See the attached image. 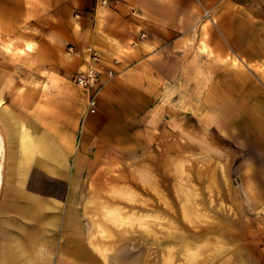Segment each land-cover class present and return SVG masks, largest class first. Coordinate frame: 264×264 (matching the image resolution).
<instances>
[{
    "label": "rangeland",
    "instance_id": "1",
    "mask_svg": "<svg viewBox=\"0 0 264 264\" xmlns=\"http://www.w3.org/2000/svg\"><path fill=\"white\" fill-rule=\"evenodd\" d=\"M19 2L0 0L1 106L22 119L29 116L35 131L58 133L72 145L67 151V168L55 177L42 173L36 192L43 202L57 190L65 194L60 197L62 205L53 211L59 218L56 230L48 229L39 220L27 223L33 239L53 237L51 249L40 247L41 264H57L58 253L69 233L63 227L65 208L71 206L81 213L83 189H88L86 210L91 199L96 202L99 195L112 191L111 185L123 184L119 175L134 183L129 168L147 159L168 193L170 206L178 213L170 185L173 174L167 161L177 170L186 160L205 162L210 158L202 155L220 161L230 157L228 176L238 206H232L234 212H226L224 217L229 223L215 217L223 224L199 223V219L191 224L182 216V222L176 217L177 227L182 226L183 232L198 240L196 243L205 241L213 249L216 247L212 238L222 239L223 247L230 250L220 257L228 259L230 264H264V180L260 179L262 175L250 172V154L259 146L262 123L257 112L248 108L251 98L264 95V0H194L192 7L182 11V39L173 54L182 57V67L172 68L170 76L163 74L165 71L155 75L153 81L161 91L156 94L154 108L135 119L137 123L130 126L131 140L124 141L123 147L117 149L90 147L86 138L87 118L97 111L87 113L85 93L72 82L75 72L85 66L84 55H76L70 47L53 54L40 50L34 38L36 31L24 14L14 10ZM26 43L31 45V50L25 51ZM202 45L204 49L200 50ZM98 54L103 69H113L116 75L120 72L121 68H116L120 58L106 59ZM153 55L155 60L163 58L161 52ZM168 154L174 158L165 159ZM1 185L0 209L4 203L22 202L23 198L12 189H23L25 185L12 179L6 169ZM67 192L73 193L70 201ZM226 192L223 187L220 195L224 205L229 202ZM148 198L152 206L164 207L155 195ZM239 200L247 201L243 212ZM223 208L215 206L214 210L221 214L219 209ZM0 213L4 214L3 209ZM5 215L16 217L11 209ZM88 224L91 234L92 223L88 221ZM86 227V221L80 219V228ZM43 230L50 231L46 234ZM120 247L124 251L120 259L133 263L132 259L146 252L148 246L129 239ZM93 250L90 246L91 256L98 264H119L109 256L105 263ZM217 250L224 252L221 247Z\"/></svg>",
    "mask_w": 264,
    "mask_h": 264
},
{
    "label": "crops",
    "instance_id": "2",
    "mask_svg": "<svg viewBox=\"0 0 264 264\" xmlns=\"http://www.w3.org/2000/svg\"><path fill=\"white\" fill-rule=\"evenodd\" d=\"M193 5L194 0H109L106 8H100L94 0H20L14 10L24 14L29 26L34 28L35 41L42 51L53 54L70 47L79 53L90 47L106 59L120 58L116 65L117 69L121 68L120 72L106 83L98 100L97 113L86 121L90 147L117 149L123 147L124 141L131 140L130 126L137 123L135 119L154 108L156 94L161 91L153 81L155 75L165 71L163 74L170 76L172 68L182 67V57L173 54L182 39V11ZM206 14L208 16L207 11ZM24 49L28 51L32 47L26 43ZM155 52L163 54L162 60L153 58ZM227 85L229 91V82ZM254 97L248 108L257 112L262 124L259 146L251 150L250 172L262 175L260 179L264 180V95ZM1 102L0 98L4 142L2 183L6 169L7 174L25 188L12 189L23 198L21 203H4L0 209L4 212L0 213V264H41L40 247L51 249L53 237L45 239L42 233V241L33 239L27 231V223L39 220L48 229L58 226L59 218L53 211L62 205L60 197L65 194L57 190L43 202L36 192L42 173L55 177L67 168V151L72 145L58 133L35 131L29 116L22 119L2 107ZM86 141L83 142L85 147ZM201 157L221 162L230 174L229 156L222 161L207 155ZM87 193L88 189L81 193V213L71 206L65 208L63 227L69 233L63 241L64 248L58 253L57 264H80L82 257L91 256L89 218L84 207ZM72 195L67 192V201ZM245 204V200L240 202L242 212ZM10 209L16 217L5 215ZM80 219L86 221V228H80ZM49 231L43 230L46 234Z\"/></svg>",
    "mask_w": 264,
    "mask_h": 264
},
{
    "label": "bare ground",
    "instance_id": "3",
    "mask_svg": "<svg viewBox=\"0 0 264 264\" xmlns=\"http://www.w3.org/2000/svg\"><path fill=\"white\" fill-rule=\"evenodd\" d=\"M84 58H87L86 54ZM79 70H84V67ZM2 127L0 118V188L4 164ZM168 158L172 160L174 156L168 154L165 159ZM220 163L186 160L175 170L172 162L167 161L173 174L170 185L173 197L178 203V213L170 206L168 193L162 181L154 174L149 160L135 163L134 167L129 168L134 183L128 181L129 179L125 181L119 175L123 179L122 185H111L112 191L103 196L99 195L96 202L91 199L90 205L86 207L85 214L92 223L90 245L93 251L105 263L109 256L110 260L115 259L119 264H230L228 259L220 257L222 253L230 250L229 247H223L225 244L222 239L211 237L216 249L208 247L205 241L196 243L198 240L183 232L182 226L177 227L176 221L177 217L181 222L184 219L191 224H196L193 220L198 219L199 223L218 224L221 223L215 219L218 217L222 222L229 223L224 216L226 212L235 211L231 208L233 205L234 208L238 206V200H235L233 190L231 191L227 166ZM223 187L227 190L224 195L229 200L225 205L220 195ZM151 194L164 207L152 206L148 198ZM215 206L224 207L219 209L221 214H216ZM227 227L229 228L228 224ZM129 239L142 241L148 246L146 252L139 253L132 259L133 263L120 259L124 255L120 245ZM218 247L224 249V252L217 250ZM80 264L98 263L92 256L85 255Z\"/></svg>",
    "mask_w": 264,
    "mask_h": 264
},
{
    "label": "built area",
    "instance_id": "4",
    "mask_svg": "<svg viewBox=\"0 0 264 264\" xmlns=\"http://www.w3.org/2000/svg\"><path fill=\"white\" fill-rule=\"evenodd\" d=\"M95 5L106 8L109 0H94ZM72 51V49H69ZM76 55H87L84 70H78L72 77L73 84L85 93L86 110L89 114L97 111V98L106 83L115 77L113 69H103L100 55L92 48H85Z\"/></svg>",
    "mask_w": 264,
    "mask_h": 264
}]
</instances>
